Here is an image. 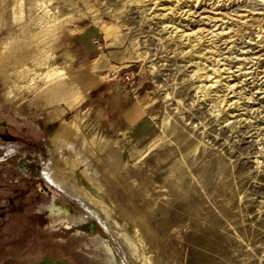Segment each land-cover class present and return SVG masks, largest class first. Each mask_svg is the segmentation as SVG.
I'll return each mask as SVG.
<instances>
[{"label":"rangeland","instance_id":"rangeland-1","mask_svg":"<svg viewBox=\"0 0 264 264\" xmlns=\"http://www.w3.org/2000/svg\"><path fill=\"white\" fill-rule=\"evenodd\" d=\"M0 251L264 264V0H0Z\"/></svg>","mask_w":264,"mask_h":264},{"label":"crops","instance_id":"crops-1","mask_svg":"<svg viewBox=\"0 0 264 264\" xmlns=\"http://www.w3.org/2000/svg\"><path fill=\"white\" fill-rule=\"evenodd\" d=\"M100 54L97 55V57H99ZM95 56V58H97ZM139 88V84H137L135 87L129 88L125 90V94L127 96H130L131 98H129V100L131 99V103H130V107H134L137 108L138 111L141 110V103L140 100L137 98L135 92H137ZM133 98V99H132ZM0 264H66L65 262H54L51 260H43V261H39V262H20V259L18 257H12L9 258L8 255H5V253L3 251H0Z\"/></svg>","mask_w":264,"mask_h":264},{"label":"bare ground","instance_id":"bare-ground-1","mask_svg":"<svg viewBox=\"0 0 264 264\" xmlns=\"http://www.w3.org/2000/svg\"><path fill=\"white\" fill-rule=\"evenodd\" d=\"M65 128H66V127H64L63 130H62L63 132H65ZM63 132H61V133H63ZM61 133H60V134H61ZM48 178H49L52 182H54V183L57 184V181H58V180H57V178H56L55 176H49ZM58 211H60V210H56V213H59Z\"/></svg>","mask_w":264,"mask_h":264},{"label":"built area","instance_id":"built-area-1","mask_svg":"<svg viewBox=\"0 0 264 264\" xmlns=\"http://www.w3.org/2000/svg\"><path fill=\"white\" fill-rule=\"evenodd\" d=\"M96 44H99V42L96 41ZM126 79L128 80V82H129L130 84H132V85L135 84V80H134V78H129L128 76H126Z\"/></svg>","mask_w":264,"mask_h":264},{"label":"flooded vegetation","instance_id":"flooded-vegetation-1","mask_svg":"<svg viewBox=\"0 0 264 264\" xmlns=\"http://www.w3.org/2000/svg\"><path fill=\"white\" fill-rule=\"evenodd\" d=\"M88 229L91 230V226H88Z\"/></svg>","mask_w":264,"mask_h":264}]
</instances>
